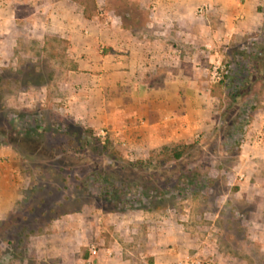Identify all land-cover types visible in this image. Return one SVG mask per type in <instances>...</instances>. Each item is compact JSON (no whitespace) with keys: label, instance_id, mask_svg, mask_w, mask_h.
<instances>
[{"label":"rangeland","instance_id":"obj_1","mask_svg":"<svg viewBox=\"0 0 264 264\" xmlns=\"http://www.w3.org/2000/svg\"><path fill=\"white\" fill-rule=\"evenodd\" d=\"M92 1L87 0L89 12L95 10ZM103 1L102 11H113L124 29L142 37L157 38L171 47L178 45L181 54L165 57L168 62L162 59L158 68H199L195 75L205 82L202 85L205 90L210 87V94L212 85L218 81L219 69L230 61L226 58L228 48L240 41L235 35L226 45L210 50L211 55L202 53L197 47L174 42L176 26L154 24L150 11L140 10L138 0ZM225 1L238 5V0ZM206 10V3H202L196 14L202 15ZM248 10L250 22L258 28L243 36L264 33V0H249ZM67 50L68 42L50 36L45 44L36 41L28 44L19 57L0 66V149L9 148L21 166L18 186L11 194L16 199L0 217V264H92L100 257L110 256L106 251H112V241L121 243L120 239L128 238L127 233L123 234L124 228L117 225L119 231L108 228L113 221L110 218H119L117 223L121 224L122 214L139 219L142 213L153 216L154 221L166 222L163 225L168 239L167 254L172 257L170 264L196 259L209 264H264V226L250 224L249 216L242 214L246 206L238 203L237 168L242 149L239 161L229 165L226 163L229 153L222 139L209 138L219 113L214 108L215 98L211 95L212 128L198 137L206 145L203 153L195 162L187 158L181 165L166 166L158 178V189L149 192L137 182L140 178L144 180L145 174L124 168L127 162H148L161 148L142 159L116 142L113 130L90 127L67 111L65 99L72 92L67 83L73 67ZM159 79L165 76L157 77L154 83ZM262 115L264 103L254 121ZM73 124L91 130L100 143ZM75 130L85 141L70 137ZM85 142L88 146H84ZM176 145L179 144L169 146ZM82 147L86 152L76 155L73 150ZM116 172L119 178H126L121 177V181L128 180L127 186L112 191L115 201H105L104 193L111 180L114 183L113 179L118 178ZM182 175L190 182L196 179L203 184L198 189L182 185L176 191L174 187ZM131 180L137 183L133 184L134 189L129 186ZM76 209L79 211L73 212ZM258 221L263 222L261 218ZM75 225L84 232L81 241L58 240L62 228L73 232ZM126 240L121 245L134 244ZM123 248L119 254L112 251L111 256L126 257V253L130 258L140 257L138 251L131 250L130 254Z\"/></svg>","mask_w":264,"mask_h":264},{"label":"crops","instance_id":"obj_2","mask_svg":"<svg viewBox=\"0 0 264 264\" xmlns=\"http://www.w3.org/2000/svg\"><path fill=\"white\" fill-rule=\"evenodd\" d=\"M138 1L140 10L150 11L154 24L176 26L174 42L210 55V50L226 45L235 35L242 40L258 28L249 20V0L245 4L238 0V5L225 0ZM202 3L207 10L198 15ZM92 4L95 10L89 12L87 0H0V66L19 57L35 41L45 44L48 37L56 36L68 42L73 67L67 83L72 89L65 99L67 111L90 127L113 130L115 141L142 159L164 146L193 143L209 132L212 98L210 87L205 90V82L195 75L199 68H158L162 59L167 61L165 57L181 54L178 45L173 48L157 38L135 35L121 26L113 11H102L103 0ZM162 76L165 79L154 83ZM263 127L264 115L246 135L237 169L238 203L246 206L242 214L249 216L250 224L264 226V145H253L250 139ZM20 171L15 153L0 149V217L12 206L15 196L11 194L18 186ZM126 215H121V224L119 218H110V225L124 228L126 239L134 244L114 240L111 249L119 254L125 246L126 252L136 250L140 257L111 256L108 249L110 256L92 264H170L166 222L154 221L146 213L139 219ZM110 225V230L119 231ZM80 227L75 225L73 232L62 228L58 240L81 241L84 232Z\"/></svg>","mask_w":264,"mask_h":264},{"label":"trees","instance_id":"obj_3","mask_svg":"<svg viewBox=\"0 0 264 264\" xmlns=\"http://www.w3.org/2000/svg\"><path fill=\"white\" fill-rule=\"evenodd\" d=\"M226 58L230 61L225 68L219 69L218 81L211 88V95L216 100L214 108L219 113L216 116V126L209 138L211 140L217 137L222 139L227 154L229 153V158L226 163L235 165L239 161L237 157H240L247 130L264 103V33L259 31L246 35L238 43L228 48ZM73 125L74 128L81 129L84 133H89L94 142L98 141L97 143H100V140L93 136L91 130L85 129L78 124ZM69 135L70 137L71 135L73 137H79V142L85 141L76 130ZM71 140L69 141L70 146L74 144V140ZM41 143H44V140ZM87 143L85 142L84 146H88ZM205 147L206 145L203 143L202 137L190 144L164 146L148 162H127V167L124 170H136L142 175L145 174L144 180L140 178L137 182L142 184L141 186L147 191L153 192L158 189V178L162 175V172L166 171V166L170 164H175L176 166L181 165L187 158L194 159L193 162H195L199 158V155L203 153L202 150ZM73 151L76 155L86 152L84 147L80 148V150ZM111 166L113 167L112 164ZM116 175L118 178L113 179L114 183L111 179H108L109 181L111 180V185L104 193L103 200L105 201L112 202V199L115 201V196L112 195V191L118 190L119 187L127 186L128 180L127 183H124L121 181V177L123 176L119 178L117 172ZM123 179L126 180L124 177ZM190 181L189 179L187 180L185 175H182L178 178L177 185L174 189L179 191L182 185L185 188L198 189L203 184L196 179L194 182ZM133 184H135L134 180L129 185L131 189H134L137 183L134 186ZM95 199L98 200L97 197ZM78 211L79 209H76L73 212ZM104 211L106 213L114 212V210ZM63 214L57 215L51 220H55Z\"/></svg>","mask_w":264,"mask_h":264},{"label":"built area","instance_id":"obj_4","mask_svg":"<svg viewBox=\"0 0 264 264\" xmlns=\"http://www.w3.org/2000/svg\"><path fill=\"white\" fill-rule=\"evenodd\" d=\"M250 139H251L253 145H264V127L257 130L255 132V134H253V136L251 134ZM184 264H209V263H204V262H201L200 260L196 259V260H192L191 262H186Z\"/></svg>","mask_w":264,"mask_h":264}]
</instances>
